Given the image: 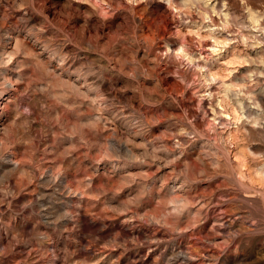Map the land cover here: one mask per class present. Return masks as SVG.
I'll use <instances>...</instances> for the list:
<instances>
[{
  "label": "clouds",
  "instance_id": "clouds-1",
  "mask_svg": "<svg viewBox=\"0 0 264 264\" xmlns=\"http://www.w3.org/2000/svg\"><path fill=\"white\" fill-rule=\"evenodd\" d=\"M0 264H264V0H0Z\"/></svg>",
  "mask_w": 264,
  "mask_h": 264
}]
</instances>
